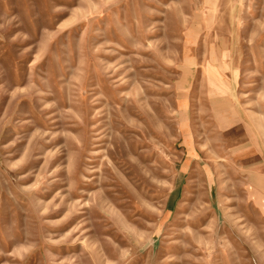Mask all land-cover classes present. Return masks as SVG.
I'll use <instances>...</instances> for the list:
<instances>
[{
  "label": "rangeland",
  "instance_id": "374dc122",
  "mask_svg": "<svg viewBox=\"0 0 264 264\" xmlns=\"http://www.w3.org/2000/svg\"><path fill=\"white\" fill-rule=\"evenodd\" d=\"M0 264H264V0H0Z\"/></svg>",
  "mask_w": 264,
  "mask_h": 264
}]
</instances>
